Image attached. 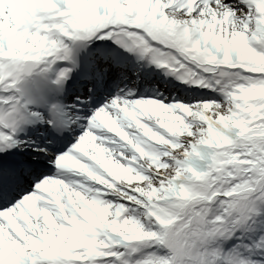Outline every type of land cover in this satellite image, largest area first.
I'll return each instance as SVG.
<instances>
[{
  "label": "rangeland",
  "instance_id": "obj_1",
  "mask_svg": "<svg viewBox=\"0 0 264 264\" xmlns=\"http://www.w3.org/2000/svg\"><path fill=\"white\" fill-rule=\"evenodd\" d=\"M206 1L208 2V0H194L193 5L200 6V3ZM238 1L249 2L253 10L249 11ZM17 2L20 6L5 5L0 8V66H6V69L0 68V78L4 75V71H9L10 74L14 72L11 60L20 62L22 58L31 57L36 53L35 46L44 49L45 44H49L44 30L55 35V39L61 44H65L88 25L92 28L106 21L108 17L112 20L123 17L130 23V28L125 29V32L137 33L150 41L157 22L152 9L161 12L163 21L174 22L181 44L190 45L191 48L199 45L198 35L205 36L210 43L214 38H219L221 43L238 46L244 40H248L250 35H254L258 40L264 38V15L262 17L259 13L260 8L262 6L264 8V0H226L224 3L227 9L221 13L211 10L209 4V7L205 8V4L200 6L203 9L200 8L195 13L191 10L185 14L179 6L172 8L165 0H19ZM238 7L243 8L242 11H248L241 12L237 16L232 15L231 9ZM31 9L37 10L35 15L32 14ZM227 10L228 12L224 13ZM64 11L78 12L82 17L75 25H70V28H63L60 26L62 20L58 19L61 14L57 12ZM38 12L40 15L36 16ZM22 17L32 20L22 24ZM63 31L65 35L61 33ZM43 41L46 42L42 46ZM152 45L159 52H167L191 70L204 73L199 68H193L189 62L179 58L175 52L156 41ZM202 50L203 52L200 51L208 59L211 55L210 44L207 43ZM218 60L226 64L234 61L231 54L224 50L220 52ZM205 67L210 69V63ZM211 70L215 72L213 76H224L221 72ZM204 74L210 77V72ZM232 81L231 85L237 82L236 79ZM219 86L216 91L221 95L220 100L185 102L172 98H155L152 101H145L140 106L135 104L133 108L129 107L128 111H123L120 116L115 117L107 126L111 132L103 136L108 142L105 146L112 148L114 155L109 157L108 153L104 155L88 147L84 149V153L78 151L77 157L71 160L72 167L79 172L76 173V177L69 178L70 182L76 183L69 186L72 191L69 199L62 196L59 198V189L49 196L41 194V200L34 202L33 207L41 209V214L30 208L25 209L28 207H24L23 203L18 201V204L11 208H14L10 214L12 221H2L0 218L2 221L0 223L9 225V229H17L19 233L16 240L19 246H17L9 243V238L0 232V264H24L25 259L32 254L38 255L41 259L42 256L51 253L61 257L67 255L70 258L68 263L55 264H71L75 261L79 264H96L97 259L105 262L104 259L112 246L117 247L116 250L119 247L125 252L127 250L124 248L133 246L140 249L147 246L153 236L163 237L159 241L157 239L158 243L155 242V245L169 248L173 234L183 240V245H178V248L182 249L178 258H183L187 264H231L222 256L227 249L225 242L231 237L239 239L238 242L247 250L245 255L247 261L259 260L264 263V241L260 234L251 243L249 232L222 234L220 232L224 231L225 225L219 222V219L209 222L206 217L199 214L197 207L192 211L184 212L181 221L166 226L155 225L151 220L149 222L150 213H144L133 206L131 209L132 204L126 200L127 198L137 200L139 197L141 203L146 205L151 199L160 198L165 193L164 188L168 187V181L180 179L181 163L174 162L190 152L192 146L200 145L201 141L214 140L222 147L235 141L236 136L230 125L235 113L234 103L227 99L224 87L221 84ZM195 108L205 112L199 115L200 117L192 115L191 112ZM125 125L132 131L126 130ZM211 126L212 129H216L215 131L223 132L224 137L221 139L214 134V131L210 130ZM82 138L81 136L79 140ZM77 145V141L72 144L73 147ZM222 156V151H216L210 163L224 168ZM258 157L264 160V155L259 154ZM162 159L167 164H164ZM84 170L92 178L88 179L80 173ZM118 195L126 199L122 200ZM111 200L115 204L122 203L124 209L121 211L115 209L117 204L111 205ZM42 202L49 203L48 207ZM254 202L257 205L264 204V193L255 198ZM43 210L47 211L42 212ZM193 211L196 214L195 218L192 217ZM192 219L193 221H190ZM32 220L36 222L35 227H30ZM115 223H118L119 227L117 232H112L109 228ZM99 228L104 229L106 239L100 235ZM150 232V236H147ZM211 232L219 233L213 236ZM118 236H122L124 241L120 242ZM188 239H192V243L197 239L198 246L201 243L206 244V250L197 253L195 244L194 250L187 244ZM145 253L140 258L131 257L129 263L141 264L144 258L150 257ZM153 256L154 254L149 260Z\"/></svg>",
  "mask_w": 264,
  "mask_h": 264
},
{
  "label": "bare ground",
  "instance_id": "obj_2",
  "mask_svg": "<svg viewBox=\"0 0 264 264\" xmlns=\"http://www.w3.org/2000/svg\"><path fill=\"white\" fill-rule=\"evenodd\" d=\"M17 1H19V0H0V8L2 6H5V5H8V6L12 5V7L20 6V5H18ZM165 1L167 3H170V7H172V8L174 6L178 5L184 14L191 11V10H194V13L200 10V7L191 6L189 3H186V1H183V2H177L178 0H175V1L174 0H165ZM210 6H212L211 10H213L215 12L218 11L219 13H221L223 10L227 9L226 8L227 5L223 4L221 2V0H216ZM242 9L243 8H241V7L231 9V13H232V15L237 16L241 12L248 11V10L242 11ZM206 11H208V9ZM227 12H228V10L224 11V13H227ZM23 21H26V20L23 19ZM88 29L86 30V33H88L90 35ZM82 39H84V38H82ZM82 39H80V41L78 43V44H80V47L78 49H76V52H74V53H72V51L69 52V57L73 58V61L76 64V66H73V67H75L76 69L79 68L80 70H83V71H87L88 69L92 70V69H94V66H92L93 63L90 62V60H89V57H91V56H89L88 48L86 47V44L83 43ZM90 39L91 38H89L88 40H90ZM109 41L114 43L113 44L114 50L110 51V52H113L114 54H116V56L119 58V60L123 59V61L126 62L128 64V66L126 63H122L123 61H120V62L118 61L116 64H112L111 63L112 60L108 61V59H107L108 55L105 54L106 53L105 50H106V47L109 48V46H110L109 45L110 43H108ZM109 41L106 42V40H104V39H101V38L98 39V41L96 43L97 47L98 46L104 47V51H103V54H98L97 62L101 61V63L106 62L107 65H110V64L113 65L114 69L119 74L124 73L125 75H132L131 74L132 70L138 71L137 75L134 76V78L137 77V81H138L137 84H140V85H142L143 83L147 84L151 80H154L153 76L156 75L155 74L156 69L160 65L161 66L163 65L164 69L167 66H169V67L174 66L175 67V73L177 74V76H179V75L183 76V75H186L188 73V71H186L185 68H183L182 66L179 65L178 62L174 61L169 56H167V54L159 53V52H156L154 50L152 51V49L148 45V42H146L143 38H140V36L135 34V33H125L123 35H119L118 38L117 37L110 38ZM110 54L111 53H109V55ZM145 54H146V58L143 59V56ZM110 56H112V59L116 58L115 55H110ZM156 58H159L162 61V63L156 61ZM82 60L87 61L86 68H84V67H82V65L78 64L79 61H82ZM82 63H83V61H82ZM77 65H78V67H77ZM130 65H131V67H130ZM71 66H72V64H71ZM115 70L111 71L109 74H107L106 79L111 81V79H117L118 78L117 79V81H118L117 86L122 88L121 96L119 97L121 99L116 100L115 98H113V96H111V99L109 100L108 105L112 106V104L115 103L117 107H119L120 109L123 110L126 108V104L133 105V103H136V102L140 103V104L144 103L143 99H134L133 101L131 100L133 98V97H131V95L133 96L136 90L133 92L128 91V88L130 87L129 81L125 78H122V77L119 78V76H117V74H116L117 72ZM77 71L80 72L79 70H77ZM98 71L99 70H95L96 75L99 73ZM162 72H164L163 69H162ZM50 75H52V72L50 73ZM36 76H37V80H38V84H39V89H38L39 91H33L32 88L28 87V84H30V83H27V82H23V85L21 86L22 89H20V91L22 93H24V92L26 94L28 93L31 96V98L33 99V101L38 100L41 103V100L44 101L46 99V97H48V96L51 99H54L56 97L57 93L58 94L63 93L60 91V88L63 89L61 81L59 84L55 85L54 80L49 79V77H47V76H44L43 73H37ZM158 78H161V77H159V75H158ZM84 80H85V82H87L88 78L84 77ZM49 83H50V85H53L54 87L49 88L48 87ZM192 83H193V87H195V86L199 87V85L205 86V90L201 93H199V92L197 93V91H195L193 88H190L198 98L200 96H203V94H208V95L210 94L209 96H203V97H209V98L210 97L211 98H217L218 97L217 93H215L214 90H211V88L207 86V83H206V80L204 77L198 76L196 78H193ZM184 86L186 87V84ZM105 87H107V85ZM94 88H95V90L93 89L92 93H93V95H96L98 93V91H100V89H103L102 83L96 82V84L94 85ZM74 89H76L77 91H78V89H80L81 90L80 93L84 92V88H79V87L77 88L76 87ZM50 90H52V93ZM48 91H50V92H48ZM185 92H186L185 90L182 91V93H185ZM112 93H114V92H112ZM136 94H138V91L136 92ZM165 95H166V92H165ZM17 96L20 97L21 93L18 92ZM120 101L123 104L121 103V105H119L118 103ZM203 112H205V111H203ZM203 112L201 111V109L195 108L192 110L191 114L200 117L199 115H202ZM21 114H22L21 110L15 109V111L7 112L6 117L13 122L12 124L14 127V125H16L15 124L16 122L21 121V123H22V121L24 120V119H22L23 116ZM83 116H84V118L89 119L88 126L87 125L84 126V129L87 130V127H89L91 124L95 123V121H97V120H99L97 122H99L101 124L102 123L103 124L108 123V121H112L113 112L110 115V113H108L107 111H103V110L100 111V109L99 110L95 109V111H91L90 113H85ZM98 125L100 126L99 130L94 129L93 131H90V128H89L88 131H85L86 132L85 135L87 137L86 143L88 144L89 147L96 149L98 152H100L104 155H107V153H108L109 157H110L111 153H109V149L108 148L104 149V146L103 147L101 146V142L103 141V138H101L96 133V132H99L103 126L100 124H98ZM92 128H93V126L91 127V129ZM10 132H11V130L9 131V133ZM4 133L0 129V137ZM5 134H7V133H5ZM79 143L80 144L78 147H79V150H81V148H83V145H85V144L82 141H80ZM50 155H51V153H48V157H50ZM65 159H66V157L62 158V160H65ZM53 164L55 165L56 162H53ZM62 168L67 169L66 166H64L62 163H60L59 166H55V171L53 170L51 173L54 172L53 174H57V173L62 174V172H61L63 170ZM31 172H32L31 170H28L27 173L26 172H23V173L28 174ZM62 175H65V174H62ZM45 176H41V177H44V178H42L44 180H40L38 183L34 182L32 184V188H34L35 190H37L40 193L50 195V193H55L57 191V189H61V188L64 189L67 186H69L68 182H66L65 176L63 178H60V180L58 178H55L54 179L55 182L52 181L53 178H51L50 176H49V178L47 176L46 177ZM50 182H53V183L50 184ZM17 183H18L17 185H20L19 181H17ZM23 185H24V183H21L20 186H23ZM61 185H63V186H61ZM59 186H61V188ZM64 186H66V187H64ZM13 194L11 192L8 193V195H13ZM39 196L40 195H36V199H39ZM61 196H62V194H61ZM25 200L27 201L26 202L27 206H29L33 202L32 197L29 194L26 195ZM14 201H15V199L14 200L12 199L9 202L12 203ZM9 202H7V204ZM7 204H2V205L5 206ZM1 207L2 206H0V208ZM31 209H33L37 213L41 214V210L39 208L34 207ZM42 212H44V211H42ZM9 213H10L9 209H7V211H1L0 210V215L3 216L4 219L8 218ZM46 220L48 221V219H46ZM21 221H23V220H21ZM25 226H27V224ZM33 226H35L34 223H33ZM28 229H30V228H28ZM16 231H17V229H14V230L9 229V225L6 226L5 224L0 223V232L1 233L3 232V234L10 237L9 243H12L14 240V243L17 244V246H19V244L14 239V235H16ZM170 251L171 252H167V253L162 254V258H161L162 260H159V262H161V264H176L177 263L176 257L178 254L174 253L172 249H170ZM231 253H232V256H234L235 258L238 257L237 253L233 252V249H227L224 254L226 256H228ZM32 262H35V258L30 257L27 259L26 263H32Z\"/></svg>",
  "mask_w": 264,
  "mask_h": 264
}]
</instances>
